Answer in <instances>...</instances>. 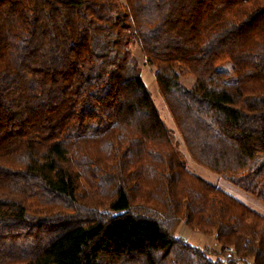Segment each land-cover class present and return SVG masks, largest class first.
Listing matches in <instances>:
<instances>
[{
    "label": "trees",
    "instance_id": "16d2710c",
    "mask_svg": "<svg viewBox=\"0 0 264 264\" xmlns=\"http://www.w3.org/2000/svg\"><path fill=\"white\" fill-rule=\"evenodd\" d=\"M131 42L191 158L264 202V0H0V264H264V216L186 166Z\"/></svg>",
    "mask_w": 264,
    "mask_h": 264
},
{
    "label": "rangeland",
    "instance_id": "374dc122",
    "mask_svg": "<svg viewBox=\"0 0 264 264\" xmlns=\"http://www.w3.org/2000/svg\"><path fill=\"white\" fill-rule=\"evenodd\" d=\"M122 1V0H120ZM130 51L132 55L137 59V62L140 66V73L141 76L149 89L151 93V97L154 101V104L156 105L160 116L164 120L165 124L167 127L171 130L173 134V140L177 146V149L180 151L186 166L193 172H195L198 176L202 177L204 180L207 182H210L212 184H215L217 187L228 193L229 195L237 198L244 204H246L248 207L256 211L257 213L261 214L264 216V202L256 199L252 195H249L245 193L243 190L237 188L233 184L225 181L222 179L219 175L211 172L207 168L203 167L202 165L198 164L195 162L182 138L181 135L173 121V118L164 102V99L158 89L155 77H154V69L150 67L146 61L144 56L142 55L139 47L136 45V43L131 42L129 44ZM226 66L228 67L229 65L226 63ZM194 81L193 77H185L181 78V82L185 84L186 86H190ZM175 234L177 236H180L187 242H189L191 245L196 246V247H211L213 249H216V251H219L221 249L219 243L214 239V235H204L198 231L192 230L188 226H186L182 221L179 222L175 228ZM225 250V249H224ZM226 255L222 254V256H212L213 258H219V259H224Z\"/></svg>",
    "mask_w": 264,
    "mask_h": 264
},
{
    "label": "built area",
    "instance_id": "2783aa9c",
    "mask_svg": "<svg viewBox=\"0 0 264 264\" xmlns=\"http://www.w3.org/2000/svg\"><path fill=\"white\" fill-rule=\"evenodd\" d=\"M225 254H227V256H229V257H233L234 259L236 258L232 248H225Z\"/></svg>",
    "mask_w": 264,
    "mask_h": 264
}]
</instances>
